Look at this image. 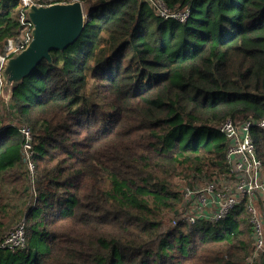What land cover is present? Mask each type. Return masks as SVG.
<instances>
[{"label":"trees","instance_id":"1","mask_svg":"<svg viewBox=\"0 0 264 264\" xmlns=\"http://www.w3.org/2000/svg\"><path fill=\"white\" fill-rule=\"evenodd\" d=\"M45 1L82 2L87 17L0 111V231L25 228L0 264H249L242 207L213 223L176 218L182 185L228 178L217 126L264 118V0H162L190 8L184 24L147 0ZM20 29L19 0H0V53ZM251 135L264 168V131Z\"/></svg>","mask_w":264,"mask_h":264},{"label":"built area","instance_id":"2","mask_svg":"<svg viewBox=\"0 0 264 264\" xmlns=\"http://www.w3.org/2000/svg\"><path fill=\"white\" fill-rule=\"evenodd\" d=\"M155 15L165 21H176L184 24L190 17V8L171 9L162 0H147ZM31 5H50L45 0H19L20 34L8 39L0 53V68L5 61L25 49L31 41L32 25L27 19L26 10ZM5 104L7 99H4ZM258 128L264 131V118L244 119L227 118L217 126L216 131L222 134L229 145L226 151V162L229 166L227 179L217 182H202L195 186L182 185L181 205L176 220L186 224L199 221L218 222L226 219L239 207L247 215L253 236L254 252L251 259L258 254L264 255V168L256 155L251 130ZM23 137L22 155L31 175L34 173L32 163V134L26 125L19 126ZM25 245L24 222L21 221L10 231L0 237V250L15 251Z\"/></svg>","mask_w":264,"mask_h":264},{"label":"water","instance_id":"3","mask_svg":"<svg viewBox=\"0 0 264 264\" xmlns=\"http://www.w3.org/2000/svg\"><path fill=\"white\" fill-rule=\"evenodd\" d=\"M26 15L32 25L31 41L24 50L9 57L0 69V93L7 100L16 86L28 78L42 60L52 64V52L63 51L79 39L87 17L84 5L79 1L31 5Z\"/></svg>","mask_w":264,"mask_h":264},{"label":"rangeland","instance_id":"4","mask_svg":"<svg viewBox=\"0 0 264 264\" xmlns=\"http://www.w3.org/2000/svg\"><path fill=\"white\" fill-rule=\"evenodd\" d=\"M84 12H85V7H84ZM38 71V70H37ZM1 84H2V82H1ZM1 88H2V86H1ZM20 89V87L18 88V90ZM4 99H6V96L5 95H2V93H1V98H0V111H1V109L4 107ZM5 111V110H4ZM0 116H1V112H0ZM168 181H169V179H168ZM7 230V229H6ZM6 231H0V236L2 235V234H4ZM248 261V263L249 264H256V261H257V258H252L251 259V257L247 260Z\"/></svg>","mask_w":264,"mask_h":264}]
</instances>
